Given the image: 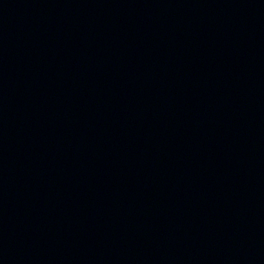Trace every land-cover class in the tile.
<instances>
[{"label":"water","instance_id":"water-1","mask_svg":"<svg viewBox=\"0 0 264 264\" xmlns=\"http://www.w3.org/2000/svg\"><path fill=\"white\" fill-rule=\"evenodd\" d=\"M0 264H264V0H0Z\"/></svg>","mask_w":264,"mask_h":264}]
</instances>
